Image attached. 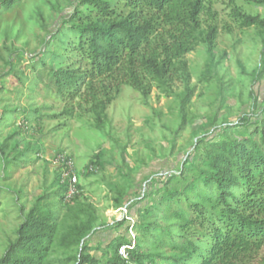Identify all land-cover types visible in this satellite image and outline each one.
<instances>
[{"label":"trees","instance_id":"trees-1","mask_svg":"<svg viewBox=\"0 0 264 264\" xmlns=\"http://www.w3.org/2000/svg\"><path fill=\"white\" fill-rule=\"evenodd\" d=\"M19 1L0 0V10ZM205 1L73 0L71 12L49 31L31 67L38 79L47 78V87L62 100L73 102L88 94L86 100L92 102L100 124L122 85L134 87L144 97L156 85L172 96L174 85L181 81L186 122L195 94L186 55L201 43L211 57L216 48L218 28L202 26ZM252 1L264 5V0ZM233 13L240 26L261 28L264 41V17L237 6ZM24 112L25 123L41 120L39 109ZM65 112L72 114L70 109ZM262 114L244 115L240 123L225 125L219 140L200 138L179 171L157 181L134 203L139 234L131 251L133 264L254 263L264 249V107ZM8 120L3 117L0 123ZM249 124L255 125L254 130L241 131ZM90 163L102 166L98 155ZM57 182L60 185L58 175ZM59 187L37 198L0 264H44L55 243L66 249L81 247L76 264H124L118 253L127 244L124 233L106 244L101 262L90 251L88 238L98 221L96 208L66 202V189ZM116 200V208L125 203ZM63 210L68 220H63Z\"/></svg>","mask_w":264,"mask_h":264},{"label":"rangeland","instance_id":"rangeland-1","mask_svg":"<svg viewBox=\"0 0 264 264\" xmlns=\"http://www.w3.org/2000/svg\"><path fill=\"white\" fill-rule=\"evenodd\" d=\"M72 1L20 0L13 8L0 10V120L9 119L0 123V256L16 238L37 198L61 186L57 172L38 153L66 150L80 168L99 156L102 166L81 174L83 189L72 203L96 208L98 221L88 238L90 251L103 262L105 246L119 230L124 229L125 242H131L125 222L121 226L110 223L108 214L116 208V199H143L142 193L149 187L179 171L200 138L208 135L219 140L225 125L240 123L244 115H263L261 28L240 26L233 8L264 17V5L252 0L205 1L202 26L204 30L212 25L218 28L216 48L211 57L201 43L186 55L190 85L195 88L186 122L181 113L185 84L178 81L172 96L156 85L148 97L122 85L100 124L92 102L86 100L88 94L73 102L62 100L47 87V78L38 79L31 67L46 45L49 31L71 12ZM14 109L18 111H8ZM34 109H39L41 120L25 123L24 111ZM254 128L249 124L241 131L250 133ZM7 140L8 147L2 151ZM62 215L64 221L69 219L66 210ZM136 231L138 235V227ZM80 250L55 243L44 264H76ZM253 264H264V249Z\"/></svg>","mask_w":264,"mask_h":264},{"label":"built area","instance_id":"built-area-1","mask_svg":"<svg viewBox=\"0 0 264 264\" xmlns=\"http://www.w3.org/2000/svg\"><path fill=\"white\" fill-rule=\"evenodd\" d=\"M37 156L47 162L56 172L59 177V182L65 187L64 200L72 201L81 192L79 184H81V174L90 173L98 170L96 164L89 163L84 168L77 165L73 155L63 149H58L53 152L38 153ZM146 191L142 193L143 197ZM135 199L127 200L123 205L113 208L108 216L110 223L124 221L126 223V232L131 238V242L122 244L118 253L125 262L124 264H133L131 260V251L135 248L137 238V213L134 210Z\"/></svg>","mask_w":264,"mask_h":264},{"label":"crops","instance_id":"crops-1","mask_svg":"<svg viewBox=\"0 0 264 264\" xmlns=\"http://www.w3.org/2000/svg\"><path fill=\"white\" fill-rule=\"evenodd\" d=\"M124 232V229L119 230V233Z\"/></svg>","mask_w":264,"mask_h":264}]
</instances>
